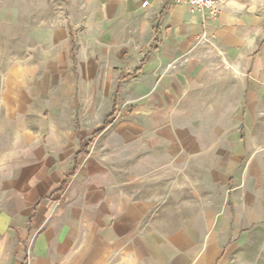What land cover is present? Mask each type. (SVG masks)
Returning <instances> with one entry per match:
<instances>
[{"label":"crops","instance_id":"obj_1","mask_svg":"<svg viewBox=\"0 0 264 264\" xmlns=\"http://www.w3.org/2000/svg\"><path fill=\"white\" fill-rule=\"evenodd\" d=\"M52 3L0 10V264H234L264 229V28Z\"/></svg>","mask_w":264,"mask_h":264},{"label":"rangeland","instance_id":"obj_2","mask_svg":"<svg viewBox=\"0 0 264 264\" xmlns=\"http://www.w3.org/2000/svg\"><path fill=\"white\" fill-rule=\"evenodd\" d=\"M52 1L53 0H0V10L11 7L15 11L17 5H19L30 12L39 6L43 7V10L48 11V5H53ZM222 5L233 15L237 17L248 16L253 18L256 22L260 23L259 25L261 27L264 28V0H224ZM2 29V25H0V33H3V38H12V35H16V29H9L3 32ZM14 40L17 42L16 39ZM17 44L18 43H15V45ZM262 45H264V41ZM3 46L4 44H0V50ZM12 46L14 45L12 44ZM217 51L222 50L218 47ZM118 120H123V117L118 114L112 115L108 119L110 123H114ZM92 145V147H94L96 145V141H94ZM123 150L113 151L106 156L100 157L99 160L102 163L107 161L110 165L114 162L116 163L119 158L122 160L123 157L121 155L124 153ZM208 184L209 183L202 180V190L205 189V192L209 191ZM201 224L203 225V223ZM244 240L245 244H248V249L243 250L244 252L242 253L233 252L227 259L234 264H264V229L259 228L252 230L248 237H244Z\"/></svg>","mask_w":264,"mask_h":264},{"label":"built area","instance_id":"obj_3","mask_svg":"<svg viewBox=\"0 0 264 264\" xmlns=\"http://www.w3.org/2000/svg\"><path fill=\"white\" fill-rule=\"evenodd\" d=\"M185 2L187 6L196 11L204 12L209 11L212 14H216L218 5L221 4L224 0H178ZM147 2H144L142 6H145Z\"/></svg>","mask_w":264,"mask_h":264},{"label":"trees","instance_id":"obj_4","mask_svg":"<svg viewBox=\"0 0 264 264\" xmlns=\"http://www.w3.org/2000/svg\"><path fill=\"white\" fill-rule=\"evenodd\" d=\"M156 47H157L156 44H152V45L150 46V48H149V50H148V52H147V54H146L145 57H147L151 52H153V51L156 49ZM139 69H140V68H137V69L135 70V72H138ZM135 72H134V73H135ZM120 79H121V76H120ZM108 124H109V122H108V118H107V119H105V121H104V123H103L102 130H103L104 128H106V127L108 126ZM97 133H99V132H97ZM97 133H96V135H97ZM96 135H93V136H92L91 140L89 141V144L92 143V141H93V139L95 138ZM74 170H75V169H72L69 173H66V175H65V177H64V179H63V181H62V183H65V182L67 181V178H68L70 175H72V174L74 173Z\"/></svg>","mask_w":264,"mask_h":264}]
</instances>
